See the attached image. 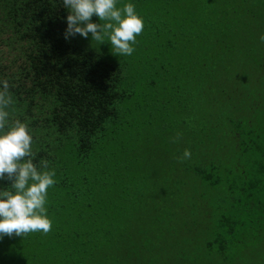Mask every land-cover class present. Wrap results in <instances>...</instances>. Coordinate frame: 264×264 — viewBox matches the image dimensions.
Instances as JSON below:
<instances>
[{
  "label": "trees",
  "instance_id": "obj_1",
  "mask_svg": "<svg viewBox=\"0 0 264 264\" xmlns=\"http://www.w3.org/2000/svg\"><path fill=\"white\" fill-rule=\"evenodd\" d=\"M255 3L264 15V0H246L248 8ZM67 15L62 0H0V81L8 82L13 99L6 109L9 120H20L31 129L32 150L37 154L34 163L47 159L49 168L56 172L53 199L47 207L52 221L50 235L56 243L72 245V253L77 255L79 248L71 240L82 234L78 233L80 223L96 224L93 232L86 231L87 244L97 242L102 235L104 245L119 244L109 238L110 231L99 228V213L110 208L102 205L106 196L100 194V188L109 184L113 191L109 195L121 199H127L131 191L122 174L116 177L117 182L109 179L113 161L120 160V165L125 162H121L122 156H128L117 143L131 136L119 121L121 105L128 104L133 96L126 89L121 65L111 63L95 47L86 50V39L78 35L65 41L62 34ZM260 30L264 35V25ZM251 35L250 30L242 36L241 48L237 43H228L219 44V50L217 46L212 49L218 50L213 54L215 62L221 63L225 57L240 62L247 83L238 86L237 80L230 90L205 86L203 92L208 94L209 103L202 117L209 132L205 133L201 121L197 126L186 122L180 136V155L186 144L191 157L179 162L183 173L179 186L188 189L181 194L177 207H189L194 219L181 223L177 209L166 208L165 196L154 194L151 208L161 218L151 224V229L155 228L160 236L153 238L141 228L135 231L139 239L133 242L134 264H195L200 257L204 264H230L232 254L228 251L239 250L247 242L260 246V264H264V43ZM248 66L254 80L246 71ZM198 71L210 74L204 63ZM122 84L124 89L119 91ZM236 112L239 119L234 123ZM169 147L165 146V154ZM163 182L162 195H167L172 181L164 178ZM8 187L9 181L0 180V190ZM59 195L64 201L56 203ZM155 198L164 206L156 207ZM196 212L209 216L207 219L216 225L213 239L204 242L200 256L190 260L180 251L178 255L166 251L172 246L170 242L163 245L164 238H174V247L180 245L184 253L195 245L194 238L179 237V228L184 232L192 226L200 228ZM72 219L78 224L69 233ZM159 252L164 255L160 262L155 258ZM57 253L55 250L53 255ZM145 253L151 259H145ZM233 255L235 260L238 256ZM87 258L95 264L96 258L90 252Z\"/></svg>",
  "mask_w": 264,
  "mask_h": 264
},
{
  "label": "rangeland",
  "instance_id": "obj_2",
  "mask_svg": "<svg viewBox=\"0 0 264 264\" xmlns=\"http://www.w3.org/2000/svg\"><path fill=\"white\" fill-rule=\"evenodd\" d=\"M126 3L135 6L136 13L144 22V29L136 37L138 42L132 55L114 56L107 40L98 44L90 36L86 39V50L95 47L101 55L109 57L111 63L122 66L126 89L133 96L128 104L121 105L119 121L127 126L124 128L131 136L117 143L119 150L126 149L123 153L128 156L126 159L122 156L121 162L125 160L123 164L118 165L120 160L117 159L113 161L109 179L117 182L116 177L122 174L126 178V188L131 191L127 199H121L117 195H109L113 193L109 184L100 188V194L106 196L102 205L110 208L99 213V228L110 231L112 236L109 234V238H115L119 244L110 242L104 245L103 235L97 242L87 244L86 231L93 232L96 224L80 223L78 233L82 234L77 240H71L79 248L77 255L72 253L73 246L69 243H56L50 232L47 235L36 232L23 237L5 236L0 239V264H90L87 258L89 252L95 256V264H134L133 242L139 239L135 231L141 228L151 233L153 238L160 236L155 228L151 229V224L158 223L161 218V214L151 208L154 194H159L157 197L165 196L166 208L177 209L183 219L181 223L194 219L189 207L183 210L177 207L181 194L187 193L188 186H179L183 179L177 160L182 153L181 140L179 137L173 143L172 139L177 134L181 136L186 122L197 126L201 121L206 127L205 133L209 132V125L202 117L209 103L208 94L203 92L205 86L215 85L230 90L237 80L238 86L247 83H244L246 76H242L240 62L227 57L221 63L215 62L213 54L217 48L212 49L217 46L219 50V44L228 43H237V48H241L242 36L250 30L254 40L259 38L262 32L260 28L264 25L263 10L257 3L248 8L246 0H117L116 6L122 7ZM92 22L101 23L96 16L92 17ZM203 63L209 67V75L199 73L198 66ZM246 71L251 73V67L248 66ZM251 77L254 80V72ZM123 89L122 84L119 91ZM238 119L239 113L236 112L234 123ZM165 146H170L168 154H165ZM183 147L190 148L186 144ZM125 167H128V171L124 170ZM164 178L172 181L170 189L166 190L167 195H162L166 184ZM53 188L47 190L46 207L52 202ZM63 199L59 195L55 201L61 203ZM156 199L153 204L163 207L161 201ZM200 208L203 210L204 206ZM208 217L196 212L195 220L200 222V228L192 226L186 232L179 228L181 239L196 240L195 245L189 246L188 253H184L180 245L174 247V238L161 241L163 245L170 242L172 248L166 251L174 255L180 251L190 260L199 257L204 242L211 241L216 231L215 222L209 221ZM77 224L75 219L70 220L68 232H73ZM165 228L162 225V229ZM177 231L178 228L174 232ZM55 250L59 253L53 255ZM228 254H232L230 264H260L262 250L257 244L247 242L245 247L231 249ZM233 254L238 256L235 260ZM163 257L161 252L155 254L159 262ZM144 258L150 257L145 253ZM170 264L180 263L173 261ZM195 264H204L202 257Z\"/></svg>",
  "mask_w": 264,
  "mask_h": 264
},
{
  "label": "clouds",
  "instance_id": "obj_3",
  "mask_svg": "<svg viewBox=\"0 0 264 264\" xmlns=\"http://www.w3.org/2000/svg\"><path fill=\"white\" fill-rule=\"evenodd\" d=\"M116 4L117 0H62L68 10L62 34L65 41L77 35L83 39L90 36L98 44L107 40L114 56L132 55L144 22L132 3L122 7ZM93 16L101 23H93ZM259 39L264 43V35ZM0 84V180L10 182V187L0 190V239L36 232L47 235L52 228L47 215V190L55 185L56 172L49 168L47 159L34 163L37 154L32 150L31 129L20 120H9L6 109L13 104L12 95L7 81ZM179 137L177 134L172 142ZM190 157V150L185 149L177 160L183 162Z\"/></svg>",
  "mask_w": 264,
  "mask_h": 264
}]
</instances>
